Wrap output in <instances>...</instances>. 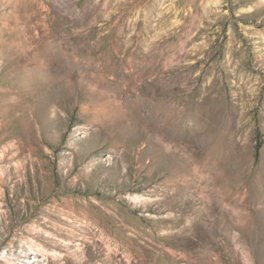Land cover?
Wrapping results in <instances>:
<instances>
[{
  "label": "rangeland",
  "instance_id": "obj_1",
  "mask_svg": "<svg viewBox=\"0 0 264 264\" xmlns=\"http://www.w3.org/2000/svg\"><path fill=\"white\" fill-rule=\"evenodd\" d=\"M0 264H264V0H0Z\"/></svg>",
  "mask_w": 264,
  "mask_h": 264
},
{
  "label": "trees",
  "instance_id": "obj_2",
  "mask_svg": "<svg viewBox=\"0 0 264 264\" xmlns=\"http://www.w3.org/2000/svg\"><path fill=\"white\" fill-rule=\"evenodd\" d=\"M262 144V139H261V135L259 132H257V135H256V144H255V156L258 155V151H259V148Z\"/></svg>",
  "mask_w": 264,
  "mask_h": 264
},
{
  "label": "bare ground",
  "instance_id": "obj_3",
  "mask_svg": "<svg viewBox=\"0 0 264 264\" xmlns=\"http://www.w3.org/2000/svg\"><path fill=\"white\" fill-rule=\"evenodd\" d=\"M2 137V136H1Z\"/></svg>",
  "mask_w": 264,
  "mask_h": 264
}]
</instances>
